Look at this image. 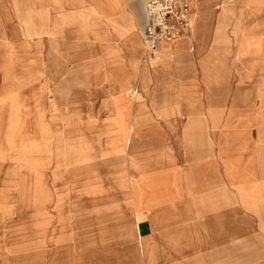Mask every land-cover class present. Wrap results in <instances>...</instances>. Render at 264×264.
I'll return each instance as SVG.
<instances>
[{"label":"rangeland","instance_id":"1","mask_svg":"<svg viewBox=\"0 0 264 264\" xmlns=\"http://www.w3.org/2000/svg\"><path fill=\"white\" fill-rule=\"evenodd\" d=\"M35 3L0 0V264H99L131 213L264 183V58L181 91L146 51L58 56L24 29Z\"/></svg>","mask_w":264,"mask_h":264},{"label":"crops","instance_id":"2","mask_svg":"<svg viewBox=\"0 0 264 264\" xmlns=\"http://www.w3.org/2000/svg\"><path fill=\"white\" fill-rule=\"evenodd\" d=\"M35 1L24 29L58 56L112 45L145 51L146 0ZM195 10L192 34L156 51L157 70L162 65L187 73L181 91L224 90L217 86L234 73L238 58H264V0H196ZM121 130L127 131L124 118ZM252 185L259 190L243 202L238 189ZM194 200L190 209L164 205L131 213L136 242L123 246L115 239L99 264H264V183L240 185L225 199Z\"/></svg>","mask_w":264,"mask_h":264},{"label":"built area","instance_id":"3","mask_svg":"<svg viewBox=\"0 0 264 264\" xmlns=\"http://www.w3.org/2000/svg\"><path fill=\"white\" fill-rule=\"evenodd\" d=\"M196 0H146V20L141 36L145 51L155 57L163 44H170L181 37L190 36Z\"/></svg>","mask_w":264,"mask_h":264}]
</instances>
